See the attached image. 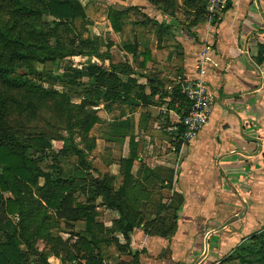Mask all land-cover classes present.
Listing matches in <instances>:
<instances>
[{"label": "crops", "instance_id": "1", "mask_svg": "<svg viewBox=\"0 0 264 264\" xmlns=\"http://www.w3.org/2000/svg\"><path fill=\"white\" fill-rule=\"evenodd\" d=\"M105 3L106 30L88 37L108 57L81 56L87 61L80 65L67 60L80 56L66 58L63 68L80 70L86 82L88 64L127 72L122 82L129 92L92 107L94 148L85 155L90 177H109L114 193L132 159L120 202L136 223L127 240L117 231L118 214L100 197L95 201L103 237L123 249L103 244V264H219L264 227V0H231L214 19L196 16L198 8L183 0ZM200 60L212 114L191 142L173 141L181 126V84L198 77ZM50 260L76 264L49 251Z\"/></svg>", "mask_w": 264, "mask_h": 264}, {"label": "trees", "instance_id": "2", "mask_svg": "<svg viewBox=\"0 0 264 264\" xmlns=\"http://www.w3.org/2000/svg\"><path fill=\"white\" fill-rule=\"evenodd\" d=\"M183 1L189 8H198L196 16L202 18L206 13L203 0ZM172 2L166 0L167 4ZM44 15L54 19L56 28L65 26L71 32L72 26L76 43L70 41L71 46L66 50L51 45L50 35L38 28ZM113 15L120 19L122 14ZM85 19L80 0H0V208L9 215V219L0 221V264H47V255L37 253L39 241L48 246L52 255L76 264H103L101 247L105 243L123 251L115 238L103 237L102 226L95 223V201L99 197L103 206L118 214L117 231L126 240L136 224L120 203L130 178L132 159L125 162L124 185L117 193L109 177L97 180L90 177L88 171L92 168L85 161V155L94 148V140L88 137L97 121L92 107L100 99L113 102L121 94L126 95L129 85L123 84L122 77L127 72L118 66L105 69L88 64L87 82H81V71L69 66L66 70L74 77L64 76L61 81L67 86L64 91L46 88L32 80L38 74L36 67L46 62L76 56H95L101 60L108 57L107 53L99 52L98 41L89 37L77 40L75 24ZM74 97L80 99L79 104L73 102ZM182 102L181 120L188 111L185 97ZM45 114L63 121L62 131L67 135L58 134L51 139L62 142L52 159L59 162V157H76L70 175L61 172L56 163L50 167L52 172L45 171L40 164L42 159L29 155V149L39 145L46 150L50 144L41 136L23 132L24 125L18 119L27 124ZM12 119L18 123L12 125ZM181 131L182 126L178 133ZM5 193L11 196L4 197ZM80 194L85 197L84 203L77 200L76 195ZM177 198L180 202L179 195ZM76 224L82 231H73ZM61 226L70 235L64 241L52 232ZM72 238L75 241L70 244ZM233 254L235 257L227 258V263L252 264L251 259L256 255L264 263V231L252 235ZM32 256L37 261H31Z\"/></svg>", "mask_w": 264, "mask_h": 264}, {"label": "rangeland", "instance_id": "3", "mask_svg": "<svg viewBox=\"0 0 264 264\" xmlns=\"http://www.w3.org/2000/svg\"><path fill=\"white\" fill-rule=\"evenodd\" d=\"M80 1L82 5L85 7L87 16L85 20L76 22L75 24L76 27L74 30L77 35V40L79 39L78 37L84 39V38H87L88 36L90 37L91 35L95 33L103 34L106 30L105 25H104L105 21H104L103 16H104L105 9L107 6V4L105 3L107 0L106 1L94 0L93 2H90L89 0H80ZM38 28L42 30L44 33L46 34L48 33L50 35L49 43L51 45H60L64 47L65 50L68 49L69 46H71L70 41H73L76 38L73 35L72 26H71V32L65 26L56 28L54 25V19L47 15L46 16L44 15L43 17H41V21L38 23ZM73 43H76V42L73 41ZM67 60H73L71 62L73 65H80L87 61L86 58L81 57V56L73 58V59H67ZM67 60L58 61L55 63L46 62L44 65H40L36 67L38 74L33 76L32 80L36 82L37 84H42L46 88L51 87L58 91H62V90L64 91L65 89H67V86H64V84L61 81L65 78L64 76H66L65 75L66 70L63 71V68L70 62ZM74 68L72 69L74 70ZM77 68L80 69L79 66H77ZM81 82H86V81L81 80ZM73 101L76 102L78 100L77 99L75 100L73 98ZM53 116L46 115V114L41 115L38 119L34 120L33 122L27 123V124L24 123L21 119H18V121L20 123H23L24 125V128H22L23 132H25L26 134L27 133L34 134L35 137L41 136L43 139H45L50 144V148L46 150H42L39 147V145H37L36 149H29L28 151L29 155L32 158L42 159L40 164H41V167L45 171L52 172L50 167L56 163L59 169L61 170V172H64L65 174L70 175L71 174L70 172L74 171V167L76 166V161H77L76 157L74 156L66 157V158L59 157V160H60L59 162L52 159L53 158L52 155L57 153V151L59 150L62 144L61 142L57 140H51V139L57 138L58 134H61L63 136L67 135L66 133H63L62 131L63 121L58 119V117H56L55 115ZM14 122L18 123L16 119H12V125ZM18 137L23 138V135H18ZM75 143L79 144V140L75 139ZM79 148H81V145L79 146ZM3 196L10 197L11 194L5 193ZM77 197L79 198L78 199L79 201L83 199L81 195L80 196L78 195ZM102 213L103 211H100L99 215ZM7 217L9 219V215H7ZM62 228L63 226L59 227L58 229H55L52 232L54 236H58L64 241V240L69 239L70 235H69L67 228L66 229L65 228L62 229ZM262 231H264V227ZM71 241L72 240L70 239V243ZM36 245H37L36 247L37 253H41L49 257L48 246H46L43 242H37ZM105 255L107 258H109L108 253H105ZM229 257H235V254H233V252L228 254L219 262V264H239L238 261L227 263L226 260ZM109 259H111V257ZM30 260L37 261V258L32 256L30 257ZM251 260L253 262L252 264H264L263 262L260 261L258 255L254 256ZM50 262L51 264H55L53 260H50ZM110 262H112V260Z\"/></svg>", "mask_w": 264, "mask_h": 264}, {"label": "built area", "instance_id": "4", "mask_svg": "<svg viewBox=\"0 0 264 264\" xmlns=\"http://www.w3.org/2000/svg\"><path fill=\"white\" fill-rule=\"evenodd\" d=\"M209 19L216 17V12L224 9L231 0H203ZM203 60L198 62V77L181 84V91L188 103V111L181 120L183 130L173 133L172 140L191 142L198 132L209 122L213 109V95L204 80Z\"/></svg>", "mask_w": 264, "mask_h": 264}, {"label": "water", "instance_id": "5", "mask_svg": "<svg viewBox=\"0 0 264 264\" xmlns=\"http://www.w3.org/2000/svg\"><path fill=\"white\" fill-rule=\"evenodd\" d=\"M246 209V207H245ZM242 216H236L232 221H237L238 219H240ZM8 219L7 215L5 214L3 208H0V221H6Z\"/></svg>", "mask_w": 264, "mask_h": 264}]
</instances>
